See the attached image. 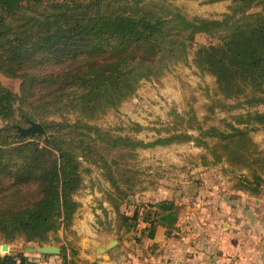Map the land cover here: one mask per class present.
I'll return each mask as SVG.
<instances>
[{"label":"trees","instance_id":"obj_1","mask_svg":"<svg viewBox=\"0 0 264 264\" xmlns=\"http://www.w3.org/2000/svg\"><path fill=\"white\" fill-rule=\"evenodd\" d=\"M173 1L0 0V76L19 82L18 92L0 82V240L5 244L63 243L60 232L75 234L81 207L75 196L84 188L85 164L101 166L115 193L131 197L111 168L115 156L134 159L139 149L194 142L206 151L202 166L226 164L230 174L248 171L250 176H238L239 185L260 193L264 151L251 134L264 129V112L253 111L264 105V0H194L231 2L221 19L190 18ZM200 35L217 43L197 45ZM194 47V67L215 85L204 121L193 107L174 112L173 126L157 129L152 142L94 124L133 97L143 81L160 80L187 62ZM237 109L245 112L231 116L233 122L224 120V129L208 126L216 110ZM32 122L45 133L21 135L18 127ZM130 130L145 128L134 123ZM143 208H148L142 222L149 225V239L159 228L168 237L178 230L173 200ZM139 217L138 210L132 218L120 215L125 233L136 228ZM61 250V264H88L72 243ZM0 264L36 263L18 253L0 257Z\"/></svg>","mask_w":264,"mask_h":264},{"label":"rangeland","instance_id":"obj_2","mask_svg":"<svg viewBox=\"0 0 264 264\" xmlns=\"http://www.w3.org/2000/svg\"><path fill=\"white\" fill-rule=\"evenodd\" d=\"M172 3L190 18L206 19H221L231 6L229 1L205 4L194 0H175ZM216 43V40L204 35L196 38L197 45ZM195 51L196 47L192 48L187 62L172 67L160 80L143 81L133 97L117 110H111L101 116L94 124L116 135L130 134L139 140L152 142L158 137L157 129L173 126L174 112L184 114L193 107L198 119L204 121L208 115L207 106L210 103V96H213L215 85L212 77L203 75L194 67L192 61ZM0 82L14 92L19 91V82L16 80L0 76ZM255 110L264 112V105L253 109ZM244 112V109H237L230 113L216 110L208 126H218L224 129V120L233 122L231 116ZM134 123L140 124L145 130L139 133L131 131L130 128ZM0 125L2 126V123ZM162 134L166 133L162 132ZM194 134L198 135L195 132ZM251 136L264 151V129L253 132ZM205 153L203 148L190 142L139 149L134 159L122 160L114 155L117 164L112 165L111 170L120 188L126 193L133 194L129 198L115 193L106 170L101 166L85 164L84 188L75 196L81 204L73 222L75 234L65 236L63 232H60L58 237L65 241L63 243L52 242L48 245L62 248L70 242L79 250L81 258L87 260L88 264H93L92 262L110 264V258L113 259L111 264H129L133 259H140L141 264L151 260L156 264L163 262L169 264V259H184L187 256L184 255L183 247L189 243L188 232L184 229V217L190 208L199 222L197 216L200 208L197 199L199 196L193 197V191H200L201 194L204 191L200 186V183L203 184L202 180L210 179L215 182L219 178L217 173H225L223 169L218 172L212 169L211 172L208 170L206 173H201L200 167L210 169V167L201 165V156ZM108 158H112V155ZM220 166L223 165L220 164L215 169ZM243 172L250 176L248 171L239 169H236L234 176L242 175ZM129 187L132 189H128ZM261 189H264V184ZM164 200H173L178 207V230L174 231L170 237L165 231L162 234L158 232L151 240L149 239V225L142 222V213L148 210L143 206ZM136 210L140 212L138 224L130 233H125V227L119 217L124 214L132 218ZM196 226L199 227L200 222ZM110 240H116L117 245L106 253L98 255L95 252L96 249L104 247ZM3 244L5 243L0 240V254L3 256L18 253L24 254L29 259L43 256L25 252L28 247H39L40 245L37 244H26L23 240H17L7 244L9 252L2 251Z\"/></svg>","mask_w":264,"mask_h":264},{"label":"crops","instance_id":"obj_3","mask_svg":"<svg viewBox=\"0 0 264 264\" xmlns=\"http://www.w3.org/2000/svg\"><path fill=\"white\" fill-rule=\"evenodd\" d=\"M212 169L217 172L223 169L225 173H217L219 178L215 182L202 180L200 186L204 191L201 194L193 191V197L199 196L196 198L200 203L197 214L200 226H196L199 222L190 208L184 217L189 243L183 250L187 257L169 259V264H264V189L257 195L245 191L239 185L241 174L236 177V174H230L227 165L218 169L200 167L199 170L206 173ZM243 174L247 175L246 172ZM164 231L159 228L157 233ZM29 260L36 264H61L60 256H36ZM140 261L133 259L129 264H141ZM112 262L110 258L109 263ZM146 262L143 264H156L153 260Z\"/></svg>","mask_w":264,"mask_h":264},{"label":"water","instance_id":"obj_4","mask_svg":"<svg viewBox=\"0 0 264 264\" xmlns=\"http://www.w3.org/2000/svg\"><path fill=\"white\" fill-rule=\"evenodd\" d=\"M18 131L21 135L28 136V135H35V134H44L45 131L43 126L40 123L32 122L29 127L22 128L18 127ZM116 240H110L104 247H98L96 249V253L98 255L106 253L109 249H112L115 245H117ZM2 251L9 252V246L7 244H3L1 246ZM26 253L29 254H38L43 256H60L62 253L61 248L57 246H49V245H41L39 247L31 246L25 249Z\"/></svg>","mask_w":264,"mask_h":264}]
</instances>
